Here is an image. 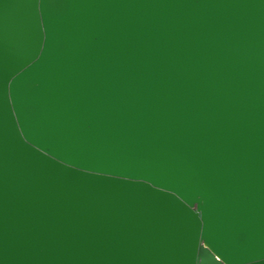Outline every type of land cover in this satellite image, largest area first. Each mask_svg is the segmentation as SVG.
<instances>
[{
	"label": "water",
	"instance_id": "obj_1",
	"mask_svg": "<svg viewBox=\"0 0 264 264\" xmlns=\"http://www.w3.org/2000/svg\"><path fill=\"white\" fill-rule=\"evenodd\" d=\"M0 264H264V0H0Z\"/></svg>",
	"mask_w": 264,
	"mask_h": 264
}]
</instances>
